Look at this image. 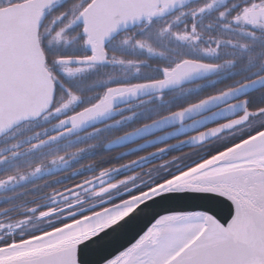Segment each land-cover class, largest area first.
Wrapping results in <instances>:
<instances>
[{"label": "water", "instance_id": "95a60500", "mask_svg": "<svg viewBox=\"0 0 264 264\" xmlns=\"http://www.w3.org/2000/svg\"><path fill=\"white\" fill-rule=\"evenodd\" d=\"M58 1L25 0L0 7V32L8 35V40H0V127L11 125L0 137L25 121L40 118L53 106L56 89L46 67L39 32L46 10ZM152 2L93 0L82 11L80 21L85 25L84 32L87 29L86 34H91L105 48L119 32L146 18L144 13ZM117 20L120 23L112 29ZM106 32L108 35H104ZM73 57L82 56H64L58 61L79 64ZM241 112H229L221 105L199 114L185 113L172 117L159 131L142 134L132 130L108 141L105 148L140 142L122 153L125 155L157 143L169 134H189ZM62 119L71 123L69 117ZM243 123L245 120L241 118L236 125ZM93 125V120L82 119L81 126L72 131ZM221 127L190 136L184 142L191 141L190 146L202 144L220 134ZM163 132L167 133L161 135ZM111 199L67 214L65 218L92 211ZM73 206L47 213L43 218ZM110 262L264 264V129L144 192L37 237L0 247V264Z\"/></svg>", "mask_w": 264, "mask_h": 264}, {"label": "snow or ice", "instance_id": "6c2138e0", "mask_svg": "<svg viewBox=\"0 0 264 264\" xmlns=\"http://www.w3.org/2000/svg\"><path fill=\"white\" fill-rule=\"evenodd\" d=\"M86 3L87 0H83L81 5L62 14L60 19L69 18L66 27L79 22L83 14L81 9ZM185 3L191 6L184 7ZM223 3L224 7L212 16L216 0H153L144 13L146 22L138 31L126 33L121 40L122 46L144 53L142 59L125 58L114 51L110 54L88 34L85 43L91 44L90 53L73 57L81 66L66 71L70 75L83 74L90 69L95 70L99 63L108 66L113 74L96 75L90 88L98 91L89 95L87 105L77 94L69 93L65 103L56 108V114L69 117L71 123L61 119L51 133L45 130L44 136L52 135L54 140L55 134L61 137L70 135L72 130L81 126L82 119L93 120V130L88 135H95L105 127L131 122L141 112L158 105H167L175 111H157L142 129L134 131L142 134L159 131L172 117H181L185 113L199 114L221 105L232 113L243 111L245 122L264 121V97L255 103L250 95L264 89V0H223ZM119 23V20L115 21L112 29ZM85 33H88L87 29ZM128 68L132 69L131 75H116ZM202 76H213L214 79L207 86L193 83ZM202 88L206 90L195 102L173 103L176 99L172 96L173 90L187 94L193 90L199 92ZM69 105H73V109H68ZM77 108L83 111L71 116L70 112ZM113 116L117 118L106 122ZM10 127H0V134ZM14 135L9 133L8 139ZM40 139L41 134L36 133L29 137L28 142ZM163 139L166 138H160ZM21 147L16 142L11 143L7 151L0 150V164L16 159ZM23 179V175L13 170L0 175V187L18 184ZM3 211L0 209V214Z\"/></svg>", "mask_w": 264, "mask_h": 264}, {"label": "trees", "instance_id": "16d2710c", "mask_svg": "<svg viewBox=\"0 0 264 264\" xmlns=\"http://www.w3.org/2000/svg\"><path fill=\"white\" fill-rule=\"evenodd\" d=\"M23 1L25 0H10V2L9 0H0V7ZM92 1L87 0L81 11ZM82 2L83 0H60L53 4L46 11V20L39 33L40 44L46 55V67L52 74L56 85V95L52 109L41 118L25 122L9 132L15 133L11 140L8 139L9 133L0 138V150L7 151L11 143L19 142L22 145L19 149L20 155L16 159H9L6 163L0 164V175H5L15 170L18 175L24 176L23 181L18 184L0 187V209L4 210L0 214V241H3V243H0V247L7 246L14 240L21 239L19 238L20 234H23L22 239H27L69 222L70 219H64L62 213L48 219L39 218L40 213L47 208L44 207L46 199L51 201L48 199L51 196L71 190L80 184H86L104 172L122 165L128 159L119 158L117 156L118 152L115 150H106L104 147L105 142L149 122L154 118V114L157 111L161 113L175 111V108L169 109L167 105H158L154 106L150 111L141 112L131 122L125 121L118 127H105L102 132L95 135H88L93 130V127H90L81 132L71 131L70 135L64 134L62 137L59 134H55L56 138L54 140L52 135L44 136L45 130L51 133V129L55 127L56 122L63 118L56 114V108L65 103L69 93L74 92L87 105L89 95L98 91V89L90 88L96 75L113 74L108 66L98 64L96 67L97 73L93 75L95 78H89V83L79 88L75 86L74 82L77 78L65 75L62 69L63 65L58 62L60 57L85 56L91 51L85 43L87 36L83 32V24L80 20L77 24L66 27L69 24V18L60 19L65 11H68L71 7H78ZM223 7V0H216L212 16ZM208 19H211V16ZM145 22L146 20L114 36L106 44V49L109 53L111 54L114 51L117 55L125 58H144V53L135 51L130 46H122L121 40L126 33L138 31ZM57 33L59 37L54 36ZM131 74V68H128L127 71L116 73L118 76H129ZM219 75H223V73ZM80 79L83 81L87 78L82 76ZM212 79H214L213 76L195 83L207 86ZM205 90L206 88H202L199 92L193 90L187 94L173 90L172 96L176 98L173 103L195 102ZM251 96L255 103H259L260 98L264 97V89L257 90ZM68 109H73V105H69ZM81 109L72 110L70 114ZM116 118L114 116L110 122ZM262 124H264V121H251L247 128L232 137H228V139L226 138V140L223 139L217 142L208 155L217 154L263 130ZM36 133L41 134V139L29 143V137L34 136ZM165 169V166H145L142 170L143 174L140 176L146 181H155L151 185L154 186L173 176L164 172L163 170ZM148 170L156 174L149 173ZM138 171L140 170L138 169ZM148 183L149 181L145 182V184ZM149 187L139 188L138 191L141 192ZM15 221L23 222L22 228L16 232L2 227L4 225L6 227V225Z\"/></svg>", "mask_w": 264, "mask_h": 264}, {"label": "flooded vegetation", "instance_id": "af4514ba", "mask_svg": "<svg viewBox=\"0 0 264 264\" xmlns=\"http://www.w3.org/2000/svg\"><path fill=\"white\" fill-rule=\"evenodd\" d=\"M7 36L8 35H6L5 33L0 32V40L2 39L8 40ZM205 79L195 80L193 81V83L199 82ZM242 116H243V112L239 113L235 117L217 121L216 123H212L204 127L203 129H200L198 131H195L189 134H182V135L179 134L177 136L174 133L169 134L167 137H165L166 139H163V140L158 139L159 142L157 143H154L148 147L139 149L137 151H134V152H131L125 155H122V153L129 150L133 146L139 144L140 142L127 145L121 148L111 149V150H115L118 152L117 156L119 158L123 157V158L128 159L122 165L118 167H121L133 161H136L137 163H135L134 165L128 168L122 169L113 175H109L97 181H89L84 186H82L80 189H77L76 191H72L70 193H67L59 197L51 196L50 198H48L51 201H47L46 199V203H44V207H47V208L46 210L40 213L39 218H42V216L45 213H49L59 208H64V207L77 204L76 206L71 207L67 209L66 211L62 212V217H64V215L66 214L78 211L80 209L92 206L94 204H98L102 201L112 198L111 201H109V203H107L106 205L97 207L93 211L89 212V213H92L106 206L114 204L118 201H121L123 199H126L128 197H131L133 195H136L138 193L145 191L143 190L139 192L138 190L139 188H142V187L147 188L153 185V183L155 182V181L147 180L149 181V183L145 184V182L147 181L140 176L141 174H143L142 170L145 166H148V167L149 166L151 167H154V166L164 167L165 166L166 169L163 171L167 172V174H172L174 176L178 174L181 170H184L185 168H188L194 164H198L208 159L209 157L213 156V155H208V154L210 153L211 149L214 148L217 142L222 141L223 139L226 140V138L228 139V137L234 136L236 133L247 128L249 124L251 123V121H253V120H248L247 122L243 124L236 125L237 122H239V120L242 118ZM112 118L108 119L106 122L111 121ZM218 126H222L221 128L223 131L220 134L212 137L211 139H209L208 141L202 144H199L197 146H190L189 144L192 143L191 141L184 142V140L190 136H193L195 134H198L200 132H203L205 130L218 127ZM166 133L167 132H163L160 134L164 135ZM160 134L155 135L149 139H152V138L154 139V137L159 136ZM176 144H179V145H176ZM172 145H176V146L170 149H166L167 147H170ZM138 169L140 171H138ZM148 171L149 173L156 174L155 172H152L150 170ZM89 213H86V214H89ZM82 216L84 215H80L79 217L70 219V221H73ZM46 227H49V226H46ZM21 228H22V224L14 227L12 231L16 232ZM19 238H21L19 240H22L23 234H20ZM19 240H14L13 242H16Z\"/></svg>", "mask_w": 264, "mask_h": 264}, {"label": "rangeland", "instance_id": "374dc122", "mask_svg": "<svg viewBox=\"0 0 264 264\" xmlns=\"http://www.w3.org/2000/svg\"><path fill=\"white\" fill-rule=\"evenodd\" d=\"M55 37H59V35H58V33L57 34H55L54 35ZM53 36V37H54ZM54 39H57V38H54ZM87 40V39H86ZM87 46L91 49V44H87ZM65 49H67V48H65ZM79 66H81V65H63V71H64V74L65 75H67V76H69V77H72V78H77V80L76 81H74L75 82V86L76 87H79V88H82V87H84V86H86L88 83H89V78H91V79H94L95 78V76H93V75H95L96 73H97V71H96V69L95 70H89L87 73H76V74H74V75H70L67 71H66V69H69V68H75V67H79ZM82 76H86V78L87 79H84L83 81H81V77ZM76 194V193H75ZM23 222H21V221H15L14 223H10V224H8V225H6V227L5 226H2V227H4V228H7V230H9V231H12V229L14 228V227H16V226H18V225H20V224H22ZM25 223V222H24Z\"/></svg>", "mask_w": 264, "mask_h": 264}]
</instances>
